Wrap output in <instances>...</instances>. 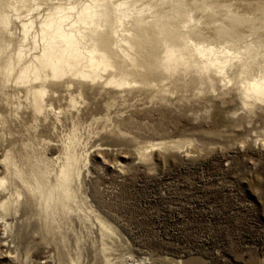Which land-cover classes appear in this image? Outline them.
<instances>
[{"label":"rangeland","instance_id":"rangeland-1","mask_svg":"<svg viewBox=\"0 0 264 264\" xmlns=\"http://www.w3.org/2000/svg\"><path fill=\"white\" fill-rule=\"evenodd\" d=\"M86 4L102 77L19 79L46 15ZM260 78L264 0H0V264H264Z\"/></svg>","mask_w":264,"mask_h":264},{"label":"bare ground","instance_id":"bare-ground-1","mask_svg":"<svg viewBox=\"0 0 264 264\" xmlns=\"http://www.w3.org/2000/svg\"><path fill=\"white\" fill-rule=\"evenodd\" d=\"M109 4L111 3H108V5ZM122 4L123 2L119 3L118 6ZM75 8L76 6L74 5L67 7V8L62 5H57L40 22L39 29H40L41 40H42L41 52L39 55H34V57L36 58L35 64L30 62L27 65H25V67L21 70V72L18 75L19 79H23V80L28 79L30 77V73L34 74V78L37 79V78H40V75L43 72L47 73L46 71H50L52 77H62V76L72 77L76 75H80L83 77H92L93 79L97 77H102L103 71H105L108 65H110L108 64L110 63L108 61L109 60L111 61V58L108 59L109 55H107V53L105 52V50H107L108 47H110L108 43L111 40L109 39L108 34H106L104 30L98 31L96 27L100 24L101 18H103L102 16H105L106 21H108L109 16L106 12H103L102 10H98L97 8H95L94 4L93 6L91 4H86L85 6L81 8V10L76 11L75 14H72L71 11H73ZM113 9L115 10V8ZM121 15L123 16L124 14H121ZM113 18H114V15H113ZM117 18L119 19V17ZM2 19L3 20L1 21L3 25L6 26L9 22L8 19L7 18H2ZM238 21H239V18L235 15L231 18V23H234L233 25H235ZM34 24H35V21L32 18H29L26 21L24 20L22 21V28H23V32L25 35L29 33V30L32 29V27L34 28ZM115 24H117V22ZM87 38H90L92 40V43L90 45L87 44V40H89ZM214 50L215 49H213V47L202 46L198 48V53L201 55H204L207 52L214 53ZM174 56H176V54L173 51H170L167 54V58H171ZM219 57L205 60L204 65H208L209 63H210L209 65L215 64V63H220V64L223 63V60H220ZM105 58H107V61ZM124 81L125 79H121L122 84ZM125 82L127 83L128 81L126 80ZM246 92L250 93V94L248 93L247 96H251V93L264 96V78H262L261 80H255L252 82H248ZM71 166L73 165H72V162L70 161V163H68L66 167L63 168L62 174H60L61 175L60 180L58 181L59 183H57L64 193V196L63 194L62 196L60 194V199H59L61 202L62 209H65L66 208L65 206H67V204L65 205V198L67 200L72 196V193H70V178H73V177L72 176L70 177V172L71 170H73L74 167L72 168ZM49 199H52V196ZM0 239L5 240L4 237H0Z\"/></svg>","mask_w":264,"mask_h":264}]
</instances>
